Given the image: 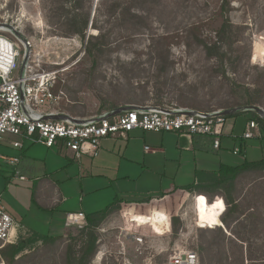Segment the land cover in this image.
<instances>
[{"label": "rangeland", "instance_id": "rangeland-1", "mask_svg": "<svg viewBox=\"0 0 264 264\" xmlns=\"http://www.w3.org/2000/svg\"><path fill=\"white\" fill-rule=\"evenodd\" d=\"M72 2L0 0V34L22 49L25 39L44 69L60 73L63 112L86 118L134 105L229 110L248 102V96L264 110V0H145L141 19L120 11L108 14L101 0H82L90 18L85 42L63 34L59 24L63 15L59 10ZM226 18L234 29L226 41L222 70L217 58L207 57L202 41L215 43ZM93 22L108 40L88 59L87 38L99 33ZM252 119L250 112L228 116L225 134L229 136L234 127L241 137ZM262 133L263 138L247 141L239 155L233 154L224 134L220 154H201L199 159L206 160L203 166L209 170L260 160ZM24 154L31 166L22 173L26 182L19 180L21 172L14 177V169L7 165L23 153L0 145V196L20 228L16 242L27 240L30 233L58 240L35 244L14 264H68V247L78 250L80 244L72 239L77 227L67 224V212L83 210L89 215L106 209L117 197L138 199L137 182L112 178L103 170L105 164H116V158L104 162L84 158L79 166L70 163V153L28 143ZM241 186L240 209L245 216L226 230L220 219L227 209L222 198L209 203L204 195L190 194L176 203L175 193L162 196L155 204L169 220L161 213L140 217L133 210L119 211L99 232L97 254L90 264H168L184 253L196 254L199 264H264V177L250 176Z\"/></svg>", "mask_w": 264, "mask_h": 264}, {"label": "built area", "instance_id": "built-area-1", "mask_svg": "<svg viewBox=\"0 0 264 264\" xmlns=\"http://www.w3.org/2000/svg\"><path fill=\"white\" fill-rule=\"evenodd\" d=\"M0 81V145H9L20 153H24L28 143L70 153L80 161L84 156L96 157L104 139L125 137L136 130L176 133L188 139L207 137L213 139L215 150L221 148L228 117L224 114L226 110L203 112L159 105H134V108L113 117L110 114L116 109L86 118L63 112L61 102L65 95L60 73L44 69L40 57L34 59L31 48L28 50L23 45L22 49L1 34ZM244 112L253 111L245 109ZM260 118L264 120L263 116ZM260 132L259 124L251 120L246 125L243 139L257 138ZM149 150L146 147V151ZM233 153L241 154V147H236ZM7 165L19 174L21 157L9 160ZM19 180L24 182L27 178L19 175ZM85 220L83 213L66 215L69 226H82ZM18 230V224L3 207L0 196V249L16 243ZM199 263L196 254L184 253L172 257L168 264ZM0 264L6 263L1 260Z\"/></svg>", "mask_w": 264, "mask_h": 264}, {"label": "trees", "instance_id": "trees-1", "mask_svg": "<svg viewBox=\"0 0 264 264\" xmlns=\"http://www.w3.org/2000/svg\"><path fill=\"white\" fill-rule=\"evenodd\" d=\"M72 1V5H70V7L66 8V6H62L59 10L63 12V15L60 16L61 12L56 14L54 18H58L59 16L62 18V22L59 24L64 30L62 31L63 34L79 37L82 42H85L86 31L90 25L89 13L84 12L85 5L82 3V0ZM101 1H103L102 5L108 9V14H115L120 11L124 16L129 15L136 19H141L142 10L144 8L143 6L145 4V0H112L110 4L104 0ZM224 7L225 6L223 5V9ZM92 27L97 29L99 33L94 36H88L87 38L88 40L86 41L87 47L85 55L88 59L92 57L93 52H97L98 50L100 51L108 40V36L103 34L102 29H98L95 22H93ZM233 29L234 25L228 18H226L217 34V41L215 43L211 44L202 41L207 57L210 59L217 58L222 70L224 68V61L227 57L225 52L226 41ZM257 104L258 103H256L251 96H248V102L229 110H245L254 107ZM203 112L209 111L203 110ZM250 113L253 114L252 120L259 124L261 131H264V120H262L256 112ZM210 145H212V148ZM204 149L206 152H215V149L213 148V139L208 140ZM26 163L27 159L23 154L21 157V165ZM25 171L26 170L23 172ZM195 176V183L189 187L183 188V190L189 194L204 195L209 203H212L217 198H222L227 209L220 219L221 225H223L226 230L230 229L232 224H240V219L245 216V213L240 209L242 207L241 203L243 200V188L241 186V182L250 176H255L260 179L263 178L264 159L257 162L245 161L242 165L237 167L222 165L218 171L214 172L197 171ZM183 198L186 199V196L179 192L175 195L174 202H181ZM148 202L149 200H146L144 203H124L120 206V202L115 200L106 209L88 215L82 226H76L77 235L72 239L76 242V245H80L78 250L72 246L68 247L66 254L67 263L90 264L97 254L99 229L108 221L110 216L118 213L119 211L123 212L125 210H133L140 217H149L151 214L161 213L169 220L167 213L164 210L159 209L156 206L155 201L152 203ZM221 225L219 227H221ZM18 231H20V228ZM30 234L31 235L27 240H19L18 242L6 245L3 249H1L0 255L6 264H14L19 256L39 242L51 243L58 240L56 237H42L38 234Z\"/></svg>", "mask_w": 264, "mask_h": 264}, {"label": "crops", "instance_id": "crops-1", "mask_svg": "<svg viewBox=\"0 0 264 264\" xmlns=\"http://www.w3.org/2000/svg\"><path fill=\"white\" fill-rule=\"evenodd\" d=\"M234 131L235 128L233 127L231 134L227 136L224 130L223 137L221 139V148L219 150H215V152H206L204 147L208 140H210L207 137L195 136L191 139H188L181 137L176 133H155L136 130L129 133L125 137H111L104 139L101 142L96 157L92 158L84 156L80 161H77L71 154L72 156L69 158V161L71 164L75 163L79 164V166H82L84 158L90 159L92 161L99 160L100 162L108 161V159L109 161H112L114 158H116V164H105L108 166L104 165L102 167L103 170L113 174L112 178L117 175L118 178H122V180H126L129 183L137 182L139 184L138 190L136 192L138 199L127 200L117 197L116 200L120 202V206H122L124 203H144L146 200H149L152 203L162 196H166L170 193H175V196L179 192L184 193L187 199L190 194L184 191L183 188L189 187L195 183V174L197 171L214 172L218 171L222 165H225L221 164L218 170H209L203 166V162L206 160L199 159L201 154L219 155L223 149L224 134L225 137L229 138V142H231L230 149L233 148L234 150L236 147H241L242 152H244L247 144L246 142L249 140H244L243 135H241V137L238 135L236 136ZM260 136L263 138L262 131L261 134H259V137L250 140L259 139L261 138ZM122 141H126L127 144L125 145V142ZM147 144L152 145L149 151H146V147H148ZM117 146H119L118 150ZM210 147L212 148V145H210ZM59 153L61 152L59 151ZM263 159L264 158L260 160ZM188 166L191 167V169H189V174L188 171H185ZM30 169L31 166L26 163L20 165L18 173L21 172L19 175L26 177L22 173L24 170L28 171ZM16 174L17 172L14 170L13 176ZM145 176L148 178L145 179ZM188 177L194 179L192 184L184 182L183 179ZM64 202L65 201L63 200L62 203ZM78 213H83L85 217L88 216L83 210L79 211ZM116 215L117 213L110 216L108 221L99 229V232L106 228L109 223L114 221V217Z\"/></svg>", "mask_w": 264, "mask_h": 264}, {"label": "water", "instance_id": "water-1", "mask_svg": "<svg viewBox=\"0 0 264 264\" xmlns=\"http://www.w3.org/2000/svg\"><path fill=\"white\" fill-rule=\"evenodd\" d=\"M23 42L25 43L27 49L29 50L30 47H29V44L27 43V41L25 39H23ZM130 108H134V106H125V107L118 108L113 113H111L110 116L113 117V116L119 115L123 111L128 110ZM248 110L253 111V112H256L260 116H263L264 117V110L261 109V108H259V107L254 106V107L249 108ZM243 112H244L243 109H232V110H226L224 112V114H225V116H231V115H235V114H239V113H243ZM64 118L65 117H60V119H64Z\"/></svg>", "mask_w": 264, "mask_h": 264}, {"label": "bare ground", "instance_id": "bare-ground-1", "mask_svg": "<svg viewBox=\"0 0 264 264\" xmlns=\"http://www.w3.org/2000/svg\"><path fill=\"white\" fill-rule=\"evenodd\" d=\"M219 217V216H218Z\"/></svg>", "mask_w": 264, "mask_h": 264}]
</instances>
